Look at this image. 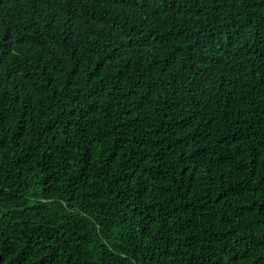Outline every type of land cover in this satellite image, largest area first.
<instances>
[{
    "label": "trees",
    "instance_id": "trees-1",
    "mask_svg": "<svg viewBox=\"0 0 264 264\" xmlns=\"http://www.w3.org/2000/svg\"><path fill=\"white\" fill-rule=\"evenodd\" d=\"M0 264H264V0H0Z\"/></svg>",
    "mask_w": 264,
    "mask_h": 264
}]
</instances>
